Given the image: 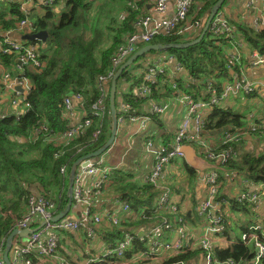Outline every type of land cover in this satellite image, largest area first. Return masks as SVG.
Wrapping results in <instances>:
<instances>
[{
	"label": "built area",
	"instance_id": "obj_1",
	"mask_svg": "<svg viewBox=\"0 0 264 264\" xmlns=\"http://www.w3.org/2000/svg\"><path fill=\"white\" fill-rule=\"evenodd\" d=\"M55 0H0V3L9 2L18 6V9L25 14V18L16 22L12 29L0 32V55L15 53L17 63L11 68L6 67L0 61V106H10L11 111L0 110V116L4 117L8 113L14 115L18 120L29 108L26 102V95L31 87V80L21 75L29 63L37 71L44 66L43 61L39 60V44L30 40H14L12 35L30 34L35 31L34 21L30 18L33 11H41L43 7L52 5ZM197 0H152L147 11L140 16L134 23L136 31L125 37L111 57L110 70L99 76L96 88L99 97L91 106L90 112L83 110V95L75 92L65 96L62 103V111L67 120V128L58 133L51 134L48 126L42 124L39 128L32 130V133L24 139L34 142L43 135L49 141L67 142L73 137L82 134L91 125L93 119H102L107 111L106 98L109 93V82L115 71L138 49L139 44H151V39L157 34H168L173 32L176 35L187 38H194L201 24L198 20H190L188 13L193 2ZM174 3L173 12L167 15L168 5ZM239 5H233L232 13L219 10L212 18L208 32L214 36L228 37L229 61L234 67L228 66L230 78H225L220 86H216L215 80L206 78L205 85L198 92L187 91L186 83L196 85L198 81L189 75V71L183 66L174 54L146 53L144 59H138L133 67L144 65L145 71L141 74L130 72V79L120 77L122 82H129L128 87H120V92L116 93L119 99L118 117L119 122H127L129 125L138 124L144 128L152 119V116H164L172 112L174 106L182 113L176 133L169 145H159L153 151V163L149 172L144 176L143 183L153 185L158 188L159 194L154 205L151 207L154 213L163 214L160 220L146 233H136L126 230L120 240L114 244L105 242L101 237L104 231L101 227L104 223L111 226H119L125 219H139L130 208V204L121 199H115L124 216L117 212L103 210L95 212L98 195L101 194L100 187L105 186L112 178L113 170L106 165L102 157H97L84 166H79L76 170L73 183V204L83 205V216L76 220L68 218L58 222H52L55 216L54 203L47 200L41 194H29L26 201V210L14 220V228L18 230H30V234L15 236L9 251L11 264H96L98 262H108L113 258H121V264H161L163 260L175 256L179 253L200 248L203 264H217L214 255L216 247L215 238L222 237L226 231L224 216L217 212L223 207H230V200L237 203L251 202L258 204L264 198V185L256 189H245L236 196L221 197L222 174L216 170H209L203 175L206 184L207 194L198 205V212L204 219L203 230L199 236H195L186 224L182 225L180 238L165 241V233L175 230L172 221L164 216L166 213H177L176 202L174 201L172 190L168 186L166 172L172 166L177 169L175 162H182L184 155L180 151L182 144H192L197 148L199 154L220 166H225L228 160L237 155L233 147L228 149L216 150L219 145L227 143H238L243 134L248 132L244 129H226L222 131V136L216 147L210 144L204 133V120L215 105L227 106L233 99L247 98L246 95L257 93L259 98H264V56L257 49H248L241 40H236L233 33L234 27L230 24L229 17L225 14H232V18L239 23H246L255 30L264 29V0H242ZM203 27V26H202ZM202 30V29H201ZM201 32V31H200ZM200 34V33H199ZM35 41V40H34ZM132 66V65H131ZM235 68L238 69L236 72ZM125 71V72H126ZM165 76L167 80H159L158 76ZM143 79L140 84H135V80ZM165 81L168 86H165ZM153 87L156 89L154 90ZM118 91V82H117ZM3 97H6L3 99ZM124 98H143L147 100L145 111L139 112L131 103ZM149 98H158L153 100ZM76 112L82 114L76 122H72V115ZM252 117H254V112ZM253 118H248L251 121ZM254 132L259 129L255 123H249ZM262 129H264L262 127ZM101 129L98 128L92 134L94 139L100 135ZM214 132V131H213ZM212 133V132H211ZM207 135V136H206ZM248 142V140H246ZM153 147L151 136L146 140V148ZM180 170V169H177ZM62 174L67 173L65 167L60 169ZM89 177V184H85V178ZM248 180L245 179V182ZM147 209V208H145ZM1 215L11 214L10 211L3 212ZM141 217L147 220L152 218L146 215ZM181 221V219H179ZM182 224V223H179ZM185 227V228H184ZM249 231L240 233L236 240H229V243L236 242L251 244L254 247L255 255L248 264H261L264 260V223H255L248 227ZM85 233L87 246H95L99 241L104 245L100 254L94 253L84 259L65 258L58 249L59 241L63 232ZM228 241V240H227ZM135 242H145V250L133 251ZM5 242L0 240V264H5L2 254ZM90 254V253H88ZM110 262V261H109ZM177 264H185L180 261ZM224 264H235L232 259H228Z\"/></svg>",
	"mask_w": 264,
	"mask_h": 264
},
{
	"label": "trees",
	"instance_id": "obj_2",
	"mask_svg": "<svg viewBox=\"0 0 264 264\" xmlns=\"http://www.w3.org/2000/svg\"><path fill=\"white\" fill-rule=\"evenodd\" d=\"M151 1L55 0L52 5L45 6L38 12L33 11L30 15L34 21L35 31L45 30L47 32V38L44 42L33 41L40 46L39 60L43 61L44 66L37 71L29 63L19 75L31 80V87L26 95V102L30 105L28 110L20 115L18 120L11 113L4 117L0 116V210L11 212V214H0V240L3 242L13 230L14 220L25 212L29 194H41L47 200L52 201L55 215L65 208L67 203V176L70 166L79 157L100 147L110 135L108 98H106L107 111L105 116L102 119H93L91 125L82 134L67 142L49 141L40 134L34 142H28L24 138L42 124L48 126L51 134L64 131L68 122L62 111L63 98L75 92H80L83 95V110L89 114L91 106L99 97V91L96 88L99 76L110 70L113 53L124 42L127 35L136 31L134 23L147 11ZM216 1L197 0L193 2L188 18L198 20L202 29L204 21ZM227 3L229 4L230 1L226 0L223 6ZM110 4L108 11L112 12L113 9H116L117 14L110 17L106 16L107 22H105L104 30L98 28L96 19L93 23L85 25L87 13L96 7H99V12L102 13V10ZM225 14L234 27L233 33L237 35L236 40H241L248 49L259 50L264 56V29L255 30L246 23H239L230 18V14ZM25 17V14L18 9L16 4L12 2L0 3V32L12 29L16 22ZM201 29L194 38L187 39L173 32L157 34L151 39V43L188 42L197 38ZM225 38L228 37L214 36L208 32L199 43L186 49H169L167 51H151L150 53L174 54L189 71V75L198 81L196 85L186 83V88L183 87L184 82H181L180 86L187 91L200 93L206 78L214 79L216 86H220L225 78L232 77L228 66L234 67V65L229 61V45ZM142 46L144 45L139 44L138 49ZM17 57L15 53L4 54L0 55V61L6 67L11 68L17 63ZM235 70L238 72L237 68ZM121 77L130 79V72H124ZM158 78L159 80H167L165 76L161 75ZM134 82L140 84L143 79L139 78ZM165 86H168L167 81H165ZM108 88L110 89V82ZM153 89L156 90L154 87ZM246 97L245 104L235 102L233 104L235 106H231L232 104L227 106L215 105L204 120V133L209 135L213 131L222 132L226 129L246 130L248 134L244 133L240 142L218 145L215 149L233 147L237 155L228 160L225 166L234 169L239 176L249 182H260L264 185V144L258 153L241 150L247 142L246 140L257 139L264 143V129H262V127L264 128V98H259L256 92L246 95ZM119 99L116 98L117 107ZM150 99L157 100L158 98ZM124 100L135 106L137 111H145L147 100H143V98H124ZM235 100L238 101L239 98H235ZM249 103L253 106L247 109L246 105ZM239 105L245 106L243 112L233 110ZM141 108L142 111H140ZM250 112H254V117L248 121L247 114ZM249 123H255L259 129L253 132ZM98 128L101 129L100 135L94 139L92 134ZM185 166L188 182H193L197 177L196 172L188 165L185 164ZM62 167H65L67 173H61ZM119 172L120 170H113L111 179L116 183L112 186L113 193L118 194L120 199L130 204L131 210L139 214L141 222L148 221L141 217V213L150 216L153 219L151 221H159L163 214L154 213L151 207L154 205L160 190L150 184L135 185L130 181H124L129 176ZM101 189L103 187H100V192ZM229 203L231 210L236 211L238 209L243 213L249 212L250 208L248 209L247 206L250 203L248 202L237 203L230 200ZM164 216H167L174 224L185 222V217L178 212L166 213ZM224 222L226 231L223 235L227 240H233L234 238L227 231L228 225L225 218ZM127 224L128 222L125 220L119 226L108 227L105 234L103 233L104 241L114 244L116 240L122 238L124 231L129 229L132 232V225ZM249 226L241 224L242 233L249 231ZM80 234L65 231L61 235L58 249L65 258L70 257L65 239L69 240L71 237L77 239ZM146 248L145 242L133 244V251L145 250ZM84 253L82 256L77 255L79 259L89 256L88 253ZM203 253L200 248H196L171 256L163 260L161 264H177L180 261L186 263L202 256ZM214 255L217 264H224L228 259H232L235 264H248L253 259L255 250L251 244L232 242L226 248L216 246ZM109 261L96 264H121L122 259L113 258ZM261 264H264V260Z\"/></svg>",
	"mask_w": 264,
	"mask_h": 264
},
{
	"label": "crops",
	"instance_id": "obj_3",
	"mask_svg": "<svg viewBox=\"0 0 264 264\" xmlns=\"http://www.w3.org/2000/svg\"><path fill=\"white\" fill-rule=\"evenodd\" d=\"M239 1H236L237 3L230 2V8L232 9L233 4L235 3L236 5H239ZM242 1L244 2L245 0ZM149 6L150 4L148 5L147 9L149 8ZM173 7L174 3H170L168 5L167 15L172 14ZM12 37L14 40H19V37L21 36L20 34H14L12 35ZM5 98L6 97H3V99ZM235 101L236 100L233 99L230 101V103L232 104ZM0 110L11 111V108L10 106L6 107V105L4 106L3 104L2 106H0ZM140 111H142V108L140 109ZM81 115L82 114L78 112L73 114L72 122L74 123L79 120L81 118ZM181 115L182 113L179 112L174 106L172 112L166 113L164 116H154L143 129L140 128L138 124L129 125L127 122H119L118 132L114 141L115 145L113 144V148H110V151L108 153L112 154L107 158V160L113 162L116 161V163H114L113 166H109L116 171L120 170L119 173H122V171H126L125 175H128L129 177L124 179V181H130L135 185L143 183L144 176L149 172L153 163L154 149H156L159 145H169L172 142V139L176 133V128L179 123V117ZM158 128L159 130H161V132L157 131ZM150 136L153 142V147H151V149L149 150L148 148H146V140ZM221 136L222 132L214 131L213 133H210L207 138L209 139L210 144L216 147L219 143V139ZM129 158H131L130 167H128ZM185 164L187 165L185 160H183L182 162H175L177 169L180 170H177L174 168V166H172L170 169L167 170L165 177L167 181L170 182V184H174V182H177L175 180H185L182 189L185 191V194L179 195V190H173L172 193L174 201L176 202L175 204L178 213L185 217V222L183 224H186L187 229H189L195 236H199L203 230L205 222L203 217L198 214V205L204 198H206L207 189L206 184L202 179L203 177L201 178V181H199L200 177L198 175V171L194 169L193 170L196 172L197 177L193 182H188V174L185 169ZM207 171L209 170H205L204 174ZM221 178L223 182L220 191L221 197L236 196L245 189H256L260 187V185H262V183L260 182H245V179L242 176H239L236 171L226 172L222 174ZM89 182L90 178L86 177L85 184L88 185ZM115 184L116 183L114 182V180L110 179V181L105 186H103V189H101V194L98 195L97 199H94L97 201V205L94 208L95 212L109 210L112 212H117L120 216H124V212H122L120 207L115 204V199H120V196H118V194L113 193L112 186H114ZM248 203H250V205H248L247 207L248 209H250L249 212L245 211L246 214H248L246 216H244L245 212L243 213L238 209H236V211L231 210V206L228 209L223 207L222 210H217L218 213L225 216L224 218L226 219V224L228 225L227 231L228 233H230L232 238H234V240L238 239L241 235L240 233H242V231L240 230L241 224L249 226L255 223H264V198L258 204L251 202ZM83 208L84 207L82 204H73L70 209V213L68 216H66V218L71 220L81 218L83 216ZM134 214L139 215L135 212ZM233 216H236V218H238L241 222L234 221V219L232 218ZM136 219V216H133V219H125L128 222L127 225H132L131 230L136 231V233H146L156 224V222L151 221L153 219L148 220L146 222H141V219ZM183 224L173 223L175 230H173L172 232L167 231L163 239L165 241H170L180 238V233L182 229L181 227ZM108 226L109 224L104 223L101 227V230L104 231V234ZM101 237L103 238V234H101ZM69 240H72L73 244L80 247V256H82L83 252L88 253V251H93L94 253L100 254L103 251V244L97 243L95 246H87L88 244L86 242V235L83 232L79 236H77V239L75 237H71L69 238ZM66 244L69 250V258H77L78 252L73 247L74 245L69 244L67 241ZM215 244L219 248H226L230 246L229 240L227 241L226 237H216ZM85 246H87L88 248H85ZM84 249L88 251H84ZM185 264H203V258L202 256H199L198 258H194L191 261L186 262Z\"/></svg>",
	"mask_w": 264,
	"mask_h": 264
},
{
	"label": "water",
	"instance_id": "obj_4",
	"mask_svg": "<svg viewBox=\"0 0 264 264\" xmlns=\"http://www.w3.org/2000/svg\"><path fill=\"white\" fill-rule=\"evenodd\" d=\"M226 0H217L213 6L211 7L205 21L202 27V30L199 34V36L191 41L188 42H181V43H168V44H159V43H151L146 44L142 46L141 48L137 49L113 74L110 82V89L108 93V111H109V119H110V135L107 138V140L97 149H95L92 152H89L87 154H84L83 156L76 159L72 165L70 166L68 170V186H67V203L63 210L58 212L53 218L51 219L52 222H58L61 219H65L66 216L69 215L70 209L72 207L73 203V183H74V177L76 174V170L79 166H84L88 164L93 159L101 156L103 153H105L113 144L116 139V135L118 132V126H119V117H118V109L116 105V93H117V82L118 79L122 76V74L131 66L133 65L140 57L145 55L146 53H149L151 51H167L169 49H186L188 47H191L193 45H196L199 43L208 33V28L210 26L212 18L217 14V12L220 10V8L223 6V3ZM47 38V32L45 30H38L36 32L30 33V34H24L21 36L22 40H40L44 42ZM213 133V132H212ZM180 151L184 155V160L187 163V165L198 171L199 175V181H201V178L203 177L205 170H216L220 174H224L226 172L234 171V169L226 167V166H220L215 164V162H212L202 156L198 153L197 148L193 146L192 144H182L180 146ZM30 234V230L23 229H13L11 233L8 235L5 241V248L2 254V260L5 264H11L9 260V251L11 248L12 241L14 237L17 236H27Z\"/></svg>",
	"mask_w": 264,
	"mask_h": 264
},
{
	"label": "rangeland",
	"instance_id": "obj_5",
	"mask_svg": "<svg viewBox=\"0 0 264 264\" xmlns=\"http://www.w3.org/2000/svg\"><path fill=\"white\" fill-rule=\"evenodd\" d=\"M110 1H112V0H110ZM236 1H239V0H233V1H230V2L234 3ZM236 3H235V5H236ZM110 6H111V4L108 5V6H106L105 9L102 10V13L99 12L100 11V8L99 7H96V9H92L91 12H89V13L86 14L87 23L85 25H88V24L93 23V21H95V19H96L97 20V26H98V28H100L101 30H104L105 29L104 28L105 22H107L106 16L107 17H110V16H114V15L117 14V10L116 9H113L112 12L111 11H108L110 9ZM222 10L223 11H228V12L232 13V10L230 9V4H228V3L222 7ZM96 12H99V13L97 14ZM95 14H97V15H95ZM230 18H232V14H230ZM141 59H144V57L141 58ZM131 69L133 70V74L134 75L141 74V73H143L145 71V66L142 65V66H139V67H133V65H132V66L129 67L128 70L130 71ZM129 85H130L129 82H122V80H119L118 81V91H117V93L120 92V87H128ZM235 102L244 103L245 104L246 103V100H245V98H243V100L239 99L238 101H235ZM235 102H233L232 105L230 103V105L231 106H235V105H233ZM246 106H247V109H249L253 105H250V103H249ZM253 108H255V107H253ZM233 110L236 111V112H243L245 110V106L244 105L243 106H240L239 105V106H236L235 108H233ZM247 117L248 118H253L252 117V113L247 114ZM157 131L158 132H161V130H159V128L157 129ZM263 144L264 143H262L260 140L250 139V141H248V142L245 143L244 147H242L241 150L242 151H253V152H257L258 153V152L261 151V147H262ZM110 148L112 149L113 147L111 146ZM110 148L105 153H103L101 156H99V157H102V159L104 158L103 160H105L104 162H105L106 165L113 166V164L116 163V161L113 162V161L107 160V158L109 156H111V154H112V153H108L110 151ZM128 162H129V166L128 167H130L131 166V158L128 159ZM122 173L126 174V171H122ZM175 181H177V182H174V184H170V182H168L169 188L172 191L173 190H179V195H184L185 194L184 193L185 191L182 190V189H183V184L185 183V180H183V181H181V180H175ZM246 215H248V214L244 213V216H246ZM232 218L236 222L237 221L238 222L240 221L238 218H236V216L235 217L233 216ZM65 241H67L69 244H73L72 243L73 242L72 240L70 241L68 239H65ZM99 244H101V241H99ZM73 245H74L73 247L78 252L77 255H81V253H80V251H81L80 247L77 246V245H75V244H73ZM85 248H88V247L85 246ZM84 251H88V250H85L84 249ZM88 253H90L89 255H93L94 254V253H91V251H88Z\"/></svg>",
	"mask_w": 264,
	"mask_h": 264
}]
</instances>
